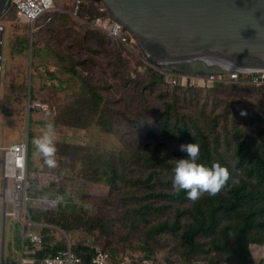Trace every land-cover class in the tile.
<instances>
[{
  "label": "trees",
  "instance_id": "trees-1",
  "mask_svg": "<svg viewBox=\"0 0 264 264\" xmlns=\"http://www.w3.org/2000/svg\"><path fill=\"white\" fill-rule=\"evenodd\" d=\"M76 4V2H75ZM55 7L51 12L39 18L34 27L30 22L23 18L22 20L29 27V34L26 36L17 35L16 39L10 38L8 42L10 47L7 53L8 64L22 61L24 54L30 51L32 59L40 56L37 38L41 29L44 27H52L55 22H66L68 16L79 21L80 30H85L86 38L82 40V48L88 50L95 56L105 55L107 58V69L93 75L89 70L83 74L76 66L85 64L81 59L74 55L60 56L55 53L54 59L58 67V75L61 73H69L70 80L74 81L75 77L79 78V91L74 101L65 110L58 120H69L70 128L90 129L95 128L98 134L106 133L108 136L105 148H100L87 143L61 142L55 141L56 160L58 164H62L63 168L59 170L56 179H51L47 185L42 182L45 173L51 174V169L44 163L42 154L38 152L33 144L39 121L33 116L38 111L31 109V116L27 125L19 120L17 121L12 111H7L9 117L13 116L16 123L12 128L20 129L21 135L25 126H29L34 122L32 133H30L29 143V180L33 172L38 174V180L41 181V192H37L32 197L30 205V213L32 220L35 222L34 229L43 235L44 242L41 247H33L32 241L25 237L26 226L20 220L14 219L10 226V238L5 242L9 248L17 250L35 249V254L42 257L49 253H55L58 249L66 247V237H71L72 250L81 258L79 264L90 262L92 254L89 246L85 243L91 240V237L102 240V248L106 252L109 260L123 261L118 255L117 246L112 236H104L100 233V229H108V223L99 219H94L83 215L82 208H75L76 213L68 217L62 207L58 205L65 201V197H71V191L67 184L70 180L77 183L100 182L109 187V195L117 199L119 192L124 187L121 199L127 200L129 197L139 190V188L147 187L151 182L153 173L146 176H136L135 171L140 166L147 167L166 165L168 170L174 176V169L177 160L171 162L174 153H166L161 159L157 156L162 150V143L145 142L141 144L140 156L125 151L126 140L124 136L127 134L121 129H116L122 122H128L136 131H144L149 138L164 137L173 141L179 146L182 143H198L200 145V156L198 163H203L211 167L213 162H218L221 166L228 168L230 179L222 190L215 196L208 193H202L199 199L193 201L187 196L186 190H176L172 194L165 192L156 193L155 199L164 198L168 201H129L124 204L126 216L129 218L130 225L133 224V218H141L144 221V231H146V239L141 241L144 244L141 249L144 251V259L153 258V249L149 247L147 240L150 237H161L166 233L176 235L185 245L186 250L191 258L198 255L197 261H205L209 264H216L211 258L212 250H207L206 245L214 246L216 252L224 254L228 261L233 264H255V260L251 258L249 244L258 243L264 245V92L263 99L259 104L250 103L244 109L247 112V120L250 124L260 125L257 134L260 136V142H256L251 132H243L234 129L232 136L241 139L237 147V165L233 166L224 155L212 151L209 143L208 135L197 123L185 121V116H179L178 110L172 101H164L161 112L154 109L149 95L155 91L156 86L164 85L171 87L174 91L191 90L198 93L201 89L198 87L182 88L179 85H173L168 81L165 74L156 68L145 56V52L141 44L130 36V46L135 50H140L142 56L134 58L135 67H132L128 60L129 56H125V47L114 41L107 33L92 27L88 21L98 17H110L112 13L104 6L101 1L82 0L79 6L77 17L72 13L75 9ZM3 20L17 16V11L11 1L5 13L2 15ZM1 16V17H2ZM6 31V29H5ZM84 35V36H85ZM112 46V47H109ZM117 46V47H116ZM11 48L15 51L12 55ZM128 60H127V59ZM35 61V60H34ZM65 63H69L64 65ZM37 65V63H36ZM143 66L142 71H138V67ZM38 70V65H37ZM37 79L42 80L43 74L39 70ZM51 73V72H50ZM49 73V74H50ZM135 74L133 76L132 74ZM149 73V74H148ZM147 75L148 81L143 83L142 76ZM51 78H57L51 73ZM110 76L122 79V84L118 85V93L116 96L110 94L106 96L103 91L104 84L101 82ZM108 77V78H107ZM62 77L59 76L58 79ZM66 79L65 82H68ZM63 85L61 82L60 87ZM221 85V86H219ZM237 85L249 88H264V85L254 86L237 82L219 81L214 87H207L208 90H233ZM30 87L32 91L30 92ZM27 98L32 101L38 99V93L33 83L28 85L26 91ZM148 93V94H147ZM10 96V101L15 105L19 99V94ZM159 98H163L162 93H158ZM220 103L227 104V99H222ZM239 106V101H230L226 107L228 113L232 112L235 107ZM241 111L242 109H238ZM155 113L157 116L156 125L151 127L147 123L149 114ZM24 117V116H21ZM229 115H226V123ZM13 121V122H14ZM54 127L63 122L56 123L52 121ZM225 123V124H226ZM42 126L44 122L41 123ZM22 125V126H20ZM37 126V127H36ZM191 128L195 132H191ZM7 129V128H6ZM59 131L58 129H55ZM225 134L229 130L224 128ZM251 140H255L252 142ZM77 141V139H75ZM19 143V142H16ZM218 145V141H216ZM256 147L261 152L260 157L255 153ZM178 159L186 158L187 153L178 151ZM140 160L143 164L138 165ZM158 161H161L162 164ZM163 165V166H165ZM67 166L74 168H83L88 175L85 177L78 176L74 173L66 172ZM34 187L29 188L32 193ZM85 188L83 194H85ZM136 197V195H133ZM137 198V197H136ZM173 210V212H172ZM172 213V215H170ZM85 217V218H82ZM185 220V221H183ZM82 230V231H80ZM79 233V234H76ZM76 234V235H74ZM74 235V236H73ZM211 242L205 243L206 240ZM205 253L206 256H201ZM7 259V254H6ZM14 261L11 264H16ZM19 263L21 260L19 259Z\"/></svg>",
  "mask_w": 264,
  "mask_h": 264
},
{
  "label": "rangeland",
  "instance_id": "rangeland-1",
  "mask_svg": "<svg viewBox=\"0 0 264 264\" xmlns=\"http://www.w3.org/2000/svg\"><path fill=\"white\" fill-rule=\"evenodd\" d=\"M76 0H55V7H67L72 8V4H75ZM8 7V6H7ZM7 9V8H6ZM5 9V11H6ZM5 13V12H4ZM2 13L1 16L4 14ZM0 17V25L5 26L4 44L2 48L3 52V70L1 72L0 81V264H2V252L5 249V264H11L14 259H17L16 264L21 260L22 251L15 248L10 249V246H6L5 242L9 240L10 226L14 221L12 213L15 211V206L5 201H10L8 197H15V193L11 191V183H7L4 179V166L2 163L5 148L9 147L16 142L19 143H30V133H32L34 122L28 127L25 126L21 135L20 129L12 128L16 123L13 116L9 117L7 111H12L17 121H21L22 125H27L26 119L29 112V108L38 111L33 116L39 121L40 125L37 127L36 135L39 137L45 130L46 124L55 120L56 123L63 122L62 124L56 125L54 129L56 131L57 140L61 142H73L87 143L89 145H95L100 148H105L108 144L106 143L107 134L104 132L98 134L95 128L90 129H78L70 128L69 120H58L60 115H63L65 110L72 104L76 94L79 91L80 81L78 77L74 78L75 82L70 80L69 73H61L58 75L59 67L54 59L55 53L60 56L74 55L78 59H81L85 64L76 66L83 74H86L89 70L93 75H97L107 69V58L105 55L95 56L88 50L82 48V40L87 36L85 30H80L79 21L74 20L68 16L66 22H55L52 27H44L41 29L37 38L38 48L40 49V56L32 59L30 51L24 54V59L19 63L12 62L8 64L7 53L10 47L8 42V35L10 38L16 39L17 35L26 36L29 34V27L19 16L14 18H7L3 20ZM85 35V36H84ZM137 40V39H136ZM112 47V46H109ZM117 47V46H116ZM12 55L15 53L11 48ZM132 55L129 57L132 67H135L134 58L142 56L140 50L135 49V53H131L125 49V56ZM143 57V56H142ZM35 60V61H34ZM38 70H37V65ZM69 64L65 63L64 65ZM144 68L143 66H140ZM140 67L138 71L140 72ZM43 74L42 80L37 79L38 71ZM54 73L57 78H51V73ZM50 73V74H49ZM195 73V72H189ZM134 74V73H133ZM132 74V75H133ZM149 74V73H148ZM199 74V73H195ZM61 76V79L58 77ZM98 80L100 76L97 75ZM108 78V77H107ZM69 79L68 82H65ZM148 76L143 75L141 81L143 83L148 81ZM61 82L63 85L60 87ZM33 83L38 93V99L32 101L30 105V99L26 96L28 85ZM104 84L103 91L106 92V96L112 94L114 96L118 93V85L122 84V79L119 77L110 76L101 82ZM221 86V85H219ZM31 89V87H30ZM32 89L30 90V92ZM19 94V99L16 101V105L11 102L10 96ZM264 88H249L245 86L237 85V88L233 90H208L207 88L201 89L198 93L191 90L178 89L174 91L171 87H165L164 85H158L155 91L148 94L150 102L154 109H163L164 101H172L175 104V108L178 110L179 116H185V121L190 124L197 123L202 131H205L209 138V143L212 151L217 155L220 152L224 157L230 161L233 166L237 165V147L240 140L233 137L232 132L234 129L243 132L242 137L245 139L244 132H251L255 137L256 142H260L258 139L260 136L257 134L260 125L250 124L247 120L246 115H241L238 109H245L250 103L259 104V101L263 99ZM158 93L163 94V98L157 96ZM227 99L228 103L225 105L219 101ZM239 101V106L235 107L230 113L226 111L227 105L230 101ZM35 103H41L45 105V108H33ZM7 110V111H6ZM51 113V115H48ZM159 115V114H158ZM155 113L149 114L147 123L151 127L156 125L157 116ZM226 115H229L226 123ZM24 116V117H21ZM31 116V114H30ZM14 121V122H13ZM44 122L42 126L41 123ZM226 123V124H225ZM20 125V126H22ZM229 130V133L225 134L224 128ZM7 128V129H6ZM121 129L127 133L124 138L126 145L125 151L134 153L135 156L143 154L141 151V144L145 142H151V145L155 142L162 143V150L158 154V158L161 159L166 153H174L171 157V162L178 160V144L173 141L165 139L164 137H155V139L149 138L144 131H136L131 128L128 122H122L116 129ZM191 132H195L191 128ZM77 139V141H75ZM255 140H251L254 142ZM218 141V145L216 143ZM255 153L260 157L261 152L256 147ZM162 164L161 161H158ZM143 164L140 160L138 165ZM165 165V164H163ZM140 166L136 169V176H146L147 174L153 173L151 182L147 187L139 188L134 192L129 199H121V195L124 192V187L119 192L117 199L109 195V187L100 182L92 183H77L73 180L67 182L71 197H65V201H62L58 205V208L62 207L64 213L70 217L76 213L75 208H82L83 215L94 219H99L108 223V229H100V233L104 236H112L115 245L117 246L118 255L122 258L123 262L119 263L118 260H114V264H207L205 261H197L198 255L191 258L186 250V245L177 238L176 235L166 233L161 237H150L147 242L150 248L153 249V258L145 260L144 251L141 246L146 239V231H144V221L141 218H133V224L130 225V220L126 216L128 209L124 208V204L129 201H168L164 198L155 199L156 193L165 192L167 194L174 193L177 189L173 188L174 176L165 166ZM63 168L62 164H58L57 167L51 168V174L45 173L42 178V182L47 185L51 179H56L59 170ZM66 172L74 173L78 176L85 177L88 173L80 167L74 168L73 166H67ZM30 186L34 187L30 196L33 197L38 192L42 191L41 181L38 180V174L33 172L30 174ZM7 188V190H6ZM85 188L86 193L83 194ZM133 195H136L134 197ZM8 196V197H7ZM173 212V210H172ZM172 215V213L170 214ZM85 218V217H82ZM185 221V220H183ZM82 231V230H80ZM76 234H79L76 232ZM74 234V235H76ZM73 235V236H74ZM102 240L99 239V242ZM209 243V242H208ZM210 245L206 247L209 248ZM252 254L256 260V264H264V246L251 245ZM7 254V259H6ZM19 256V258H17ZM217 264H225L223 257L217 256Z\"/></svg>",
  "mask_w": 264,
  "mask_h": 264
},
{
  "label": "water",
  "instance_id": "water-1",
  "mask_svg": "<svg viewBox=\"0 0 264 264\" xmlns=\"http://www.w3.org/2000/svg\"><path fill=\"white\" fill-rule=\"evenodd\" d=\"M97 1L163 68L202 74L264 72V0ZM8 3L0 0V17Z\"/></svg>",
  "mask_w": 264,
  "mask_h": 264
},
{
  "label": "clouds",
  "instance_id": "clouds-1",
  "mask_svg": "<svg viewBox=\"0 0 264 264\" xmlns=\"http://www.w3.org/2000/svg\"><path fill=\"white\" fill-rule=\"evenodd\" d=\"M10 1L11 0H9V2ZM75 7H76V4H75ZM72 14L74 15V11ZM17 16H19V13H17ZM75 17H77V16H75ZM20 18L23 19L22 17H20ZM112 18L116 21H119V20L115 19L113 16H112ZM31 27L33 28L34 26L31 24ZM126 30L130 33L129 34V46H128L129 49L126 48L124 45L123 46L125 47V49L127 51H129L131 53H135V50L130 46V44H131L130 43V36H134V35L128 29H126ZM4 34H5V31L3 33V44H4ZM110 37H112V36H110ZM112 39L114 41L118 42L113 37H112ZM119 44H121V43H119ZM2 56H3V52H2ZM145 56L149 62H151L156 68H158L163 74H165L166 78H168V81L171 84L179 85L182 88L198 87V88H204L205 89L207 87H214L216 85V83L219 81H222V82L230 81V82H237V83H242V84H246V85H254V86L264 85V82L263 83H251V82H249L247 80L248 75L245 73L240 74L239 79H233V77H232L233 73H216V74L199 73V74H195V73H189L187 71L176 72V71L169 70L167 68H163L160 65L153 63L149 59V57L146 55V53H145ZM2 70H3V60H2ZM142 70H143V68L140 67V71H142ZM211 75H222L223 79L210 81L209 77H211ZM0 76H1V73H0ZM133 76H135V74H133ZM0 88H1V81H0ZM35 104H34L33 108H39V107H36ZM30 105H31V100H30ZM43 108H45V105H43V107L39 108V109H43ZM30 110H31V108H29L28 119L30 117ZM240 114L246 115V112L242 109ZM48 115H51V113H49ZM56 140H57V136H56L54 125L52 122L47 123L45 130L43 131L42 135L34 138V140H33L34 146L36 147L38 152L40 154H42V156L44 158V163L50 168L57 167V160L55 158L56 157V147H55V141ZM16 144H22V143H15L12 145H16ZM24 144L28 145V169H27V171H28V188H27V194H28V197L30 198L29 203H28V209L30 211V205L32 203V201H31L32 197L29 194V188H30V184H29V182H30L29 181V143L27 142ZM12 145H10V146H12ZM9 147H7V148H9ZM6 150L7 149L5 148V152H6ZM179 150L181 152H186L187 156H186V158H181V159L177 160L176 167L174 169L175 175H174V179H173V188L177 189V190H186L187 196L190 200L195 201V200L199 199L200 195L202 193H205V192L211 196H215L216 194H218L222 190V188L229 181L230 173H229V170L227 167L221 166L218 162H213L211 167H208L203 163L197 162L199 159V156H200V145L198 143H196V142H194V143H182L179 146ZM5 152H4V157L2 160L3 166H4ZM4 179L7 183H11V191H12L13 187H14L13 179L12 178H6L5 174H4ZM6 190H7V188H6ZM8 199L10 201H5L4 202L5 206H6V202H10L15 206V211L12 213L13 218L20 220L22 222L25 219H27L28 215L26 212V208H22V206L16 205L15 203L11 202V197H8ZM16 214H19V217H16ZM34 227H35V225H34ZM34 227H33V232H36L34 230ZM36 233L42 235L40 232H36ZM42 237H43V235H42ZM65 237H66V247L58 249L55 253H49L47 255H55L60 250H62V251L70 250L71 253L76 258H78V261L76 262V264H79L81 258L72 250L73 241H72L71 237H68L67 235H65ZM91 238H92L91 240H89L88 242L85 243L86 245L89 246V251L92 254V256L90 258L91 259L90 262H87L86 264H98V262L95 261V258L97 257L99 252L104 253L105 264H114V261L108 259L106 252L102 248V244H101L102 241L99 242V239L94 238V237H91ZM43 242H44V238H43ZM208 242H211V239L210 240L208 239L205 241V243H208ZM32 244H33V247L35 248V246L41 247L43 243L37 244V243L32 242ZM252 244L262 246V244H258V243H252ZM252 244H249V249L251 252L250 257L255 260L253 254H252V248H251ZM207 246L208 245H206L205 248ZM34 248H32L31 250L35 252ZM212 248H213V251L210 255L216 264H217V262H216L217 256L223 257L224 261L226 262L225 264H233L232 262L228 261V259L225 257L224 254L216 252L213 244L212 245L210 244V246L207 250H212ZM28 251H30V250L22 251V256L26 258V252H28ZM47 255H45V256H47ZM201 256L205 257L206 254L202 253ZM23 257L21 259L20 264H23ZM43 257L44 256L40 257V256L36 255L35 257H33V259L39 260ZM2 261H3L2 264H5L4 258ZM122 262L123 261H121L119 263H122ZM207 264H209V263H207ZM255 264H256V260H255Z\"/></svg>",
  "mask_w": 264,
  "mask_h": 264
},
{
  "label": "built area",
  "instance_id": "built-area-1",
  "mask_svg": "<svg viewBox=\"0 0 264 264\" xmlns=\"http://www.w3.org/2000/svg\"><path fill=\"white\" fill-rule=\"evenodd\" d=\"M14 8L20 17L27 19L33 26L36 21L43 15L51 12L55 9V0H11ZM81 0H76V7L74 15H78L79 6ZM88 23L105 33L112 36L119 43L124 45L126 48L129 46V32L126 30L123 24L119 21L114 20L110 17H98ZM5 27L0 25V73L2 72V47H3V33ZM129 49V48H128ZM242 73H233V79H239ZM247 80L251 83H263L264 72H247ZM223 79L222 75H211L210 81ZM36 107L42 108L43 104L36 103ZM4 158V174L6 178H12L14 187L12 192L15 193V197H11V202L16 205L26 208L28 218L25 219L24 225L27 227L25 231V237H28L32 242L37 244L43 243L42 235L33 232L35 223L31 218L30 211L28 209V203L30 198L27 194L28 188V145L27 144H16L9 148H6ZM19 217V214H16ZM78 258H76L70 250L58 251L55 255H47L41 259L30 260L23 257V264H76ZM95 261L98 264H105V255L103 252H99Z\"/></svg>",
  "mask_w": 264,
  "mask_h": 264
},
{
  "label": "crops",
  "instance_id": "crops-1",
  "mask_svg": "<svg viewBox=\"0 0 264 264\" xmlns=\"http://www.w3.org/2000/svg\"><path fill=\"white\" fill-rule=\"evenodd\" d=\"M35 230V229H34ZM36 232H38L37 230H35ZM31 256V257H30ZM36 256V254H35V252L34 251H32V250H30V251H28V252H26V258H28V259H30V260H33V257H35ZM23 257V256H22ZM22 257H21V259H22ZM3 258H4V262H5V249H3V252H2V260H3ZM17 258H19V256H17ZM15 260H17V259H15ZM3 262V261H2Z\"/></svg>",
  "mask_w": 264,
  "mask_h": 264
},
{
  "label": "flooded vegetation",
  "instance_id": "flooded-vegetation-1",
  "mask_svg": "<svg viewBox=\"0 0 264 264\" xmlns=\"http://www.w3.org/2000/svg\"><path fill=\"white\" fill-rule=\"evenodd\" d=\"M184 68H187L186 66H184Z\"/></svg>",
  "mask_w": 264,
  "mask_h": 264
}]
</instances>
